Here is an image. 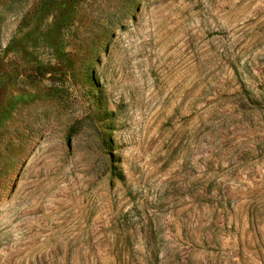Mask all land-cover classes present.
I'll return each instance as SVG.
<instances>
[{
    "label": "rangeland",
    "instance_id": "1",
    "mask_svg": "<svg viewBox=\"0 0 264 264\" xmlns=\"http://www.w3.org/2000/svg\"><path fill=\"white\" fill-rule=\"evenodd\" d=\"M0 264H264V0H0Z\"/></svg>",
    "mask_w": 264,
    "mask_h": 264
}]
</instances>
